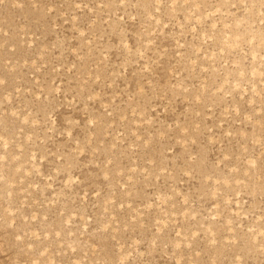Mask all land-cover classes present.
<instances>
[{
	"label": "rangeland",
	"instance_id": "1",
	"mask_svg": "<svg viewBox=\"0 0 264 264\" xmlns=\"http://www.w3.org/2000/svg\"><path fill=\"white\" fill-rule=\"evenodd\" d=\"M0 264H264V0H0Z\"/></svg>",
	"mask_w": 264,
	"mask_h": 264
}]
</instances>
